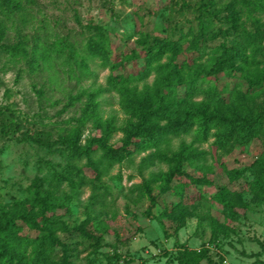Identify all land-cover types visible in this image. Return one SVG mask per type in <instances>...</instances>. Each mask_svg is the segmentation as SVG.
Here are the masks:
<instances>
[{
	"label": "rangeland",
	"instance_id": "1",
	"mask_svg": "<svg viewBox=\"0 0 264 264\" xmlns=\"http://www.w3.org/2000/svg\"><path fill=\"white\" fill-rule=\"evenodd\" d=\"M259 2L264 0H20L12 13H0V45L19 48L11 56L0 46V212H11L15 200L31 203L36 186L41 193L47 191L52 207L37 221L70 229L57 230V235L69 244L76 264H178L174 255L179 246H206L210 264H261L264 201L251 191L254 177L249 166L264 157V121L258 138L242 145L220 146L216 129L209 126L204 131L197 124L174 136L168 153L181 143L205 152L200 166L182 167L209 181L199 185L180 175L167 181L165 163L144 164L143 157L153 149L133 153L95 179L84 167L85 159L71 157L68 139L73 134L83 147L102 135L108 119L114 126L108 143L119 147L128 126L118 95L98 92L106 86L109 70L91 47L102 41L113 60L135 51L139 57L125 65L129 71L142 62V38L181 39L176 60L189 66L192 90L158 88L171 117L201 103L219 115L235 110L264 115V91L253 93L247 107L236 100L244 72L211 69L224 49L238 51L247 37L257 47L256 58L264 59V8ZM257 30L255 37L243 36L244 31ZM153 79L152 74L137 83V89L147 84L148 92L154 93ZM94 105L102 127L95 124ZM69 163L82 167V173L66 174ZM234 169L244 172L231 182L229 171ZM144 183L151 188L153 202L142 189ZM222 187L237 191L248 204L234 221L218 199ZM92 194L97 203H91ZM86 217L94 238L73 229ZM213 219L232 228L213 235ZM17 223L31 238L41 234ZM115 251L121 259L112 257ZM201 264L209 262L204 259Z\"/></svg>",
	"mask_w": 264,
	"mask_h": 264
},
{
	"label": "trees",
	"instance_id": "2",
	"mask_svg": "<svg viewBox=\"0 0 264 264\" xmlns=\"http://www.w3.org/2000/svg\"><path fill=\"white\" fill-rule=\"evenodd\" d=\"M19 3L20 0H0V13H12L18 9ZM258 6L263 9L264 3L259 2ZM258 33L259 30L254 34L244 31L243 36L255 37ZM2 36L3 29L0 22V40ZM180 40L162 41L153 38L148 41L142 38L139 43L144 50L142 62L137 69L131 67L129 71H125V65L139 57L133 49L129 53H122L118 60H113L102 47L103 41L91 47L93 54L100 59V65L109 70L106 86L99 88L98 92H115L121 110L128 116L129 121L128 126L123 129L124 135L119 147H113L108 143L107 137L114 128L111 120L108 119L102 135L87 140L83 147L78 146L77 138L73 134L68 137L71 157L77 161L85 159L84 167L92 172L95 179L106 175L116 163H120L133 153L153 149V153L143 157V162L146 165L153 164L155 160L165 163L168 166L164 173L167 181L180 175L188 178L193 184H208L209 181L204 177H194L182 169L184 164L189 167L200 166L205 158V152L181 143L177 150L168 153L174 136L188 132L193 124H197L204 131L209 126L216 129V142L220 146L242 145L258 138L264 121V115L261 114L248 115L235 110L233 114L219 115L208 110V105L201 103L197 107L189 106L183 109L174 117L170 116V105L165 103L158 88L177 86L184 87L185 92L192 90L187 78L190 72L189 66L184 61L176 60L177 54L181 52ZM245 43L246 45L238 51L224 49L222 57L211 67L214 72L228 68L244 72L241 80L242 88H238L236 92V100L241 107H247L246 103L253 99V93L264 91V59L256 58L257 47L250 37H247ZM0 46L11 56H15L19 51L16 45ZM247 50H250V55L246 53ZM152 74L154 75L152 86L155 92H148L150 86L147 84L143 90L137 89V83L144 82ZM98 92H93L90 96L93 97ZM92 112L95 115L96 126L102 127L96 105L93 106ZM249 168L254 177L251 191L256 199L264 201V157L253 160ZM65 172L72 176L79 175L82 173V167L69 163ZM243 172L235 169L229 171L230 181H236ZM58 175L68 178L62 173ZM69 182L74 181L69 179ZM142 189L153 202L150 186L144 183ZM91 198L92 204L98 202L96 195L92 194ZM218 199L222 202L227 217L233 221L238 216H243L248 208L241 194L230 191L227 187H222ZM51 207L50 195L47 191L41 193L36 186L31 203L28 199L15 200L11 212H0V264H76L72 259L73 253L69 244L57 235V230L65 232L70 229L66 225L59 227L54 226L52 222L40 224L37 221L38 217L45 218V212ZM18 221L25 223L29 229L40 231L41 234L33 238L23 234ZM89 222L90 217H86L73 229L82 237L94 238V234L89 231ZM231 228L228 224L220 223L215 219L211 221L213 235L225 234ZM258 244L264 255V242L259 241ZM208 252L206 246L199 249L179 246L176 248L174 259L178 264H201L204 259L210 264ZM112 257L121 259L122 256L115 251ZM258 262L264 264V258Z\"/></svg>",
	"mask_w": 264,
	"mask_h": 264
}]
</instances>
